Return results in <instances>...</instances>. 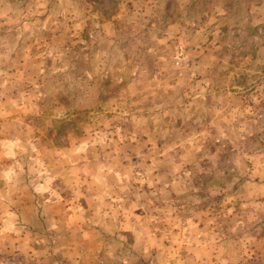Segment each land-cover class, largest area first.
I'll list each match as a JSON object with an SVG mask.
<instances>
[{
    "label": "rangeland",
    "instance_id": "rangeland-1",
    "mask_svg": "<svg viewBox=\"0 0 264 264\" xmlns=\"http://www.w3.org/2000/svg\"><path fill=\"white\" fill-rule=\"evenodd\" d=\"M100 243L264 264V0H0V264Z\"/></svg>",
    "mask_w": 264,
    "mask_h": 264
},
{
    "label": "crops",
    "instance_id": "crops-1",
    "mask_svg": "<svg viewBox=\"0 0 264 264\" xmlns=\"http://www.w3.org/2000/svg\"><path fill=\"white\" fill-rule=\"evenodd\" d=\"M88 232H89V230H88ZM99 245H100V247H97V248H90L88 246H85V249L83 250L84 251L83 252L84 254L83 255H80V261H82V262L77 261L76 264H89V262L88 263H85L86 261H88V258L95 259L96 258V254L97 253L100 254V252H102L101 243ZM69 252H68V257L70 259L71 258V256H70L71 253L69 254ZM92 261H93V264H95V260H92Z\"/></svg>",
    "mask_w": 264,
    "mask_h": 264
}]
</instances>
